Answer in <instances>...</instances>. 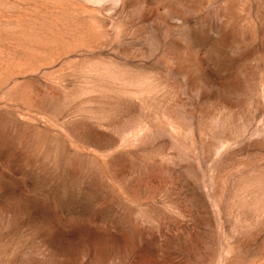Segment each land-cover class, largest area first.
Wrapping results in <instances>:
<instances>
[{
  "label": "rangeland",
  "instance_id": "374dc122",
  "mask_svg": "<svg viewBox=\"0 0 264 264\" xmlns=\"http://www.w3.org/2000/svg\"><path fill=\"white\" fill-rule=\"evenodd\" d=\"M0 264H264V0H0Z\"/></svg>",
  "mask_w": 264,
  "mask_h": 264
}]
</instances>
